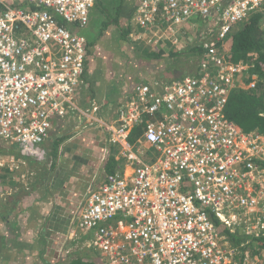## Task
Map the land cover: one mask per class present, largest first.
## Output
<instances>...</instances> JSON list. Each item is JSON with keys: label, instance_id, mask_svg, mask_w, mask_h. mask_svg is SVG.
<instances>
[{"label": "built area", "instance_id": "2783aa9c", "mask_svg": "<svg viewBox=\"0 0 264 264\" xmlns=\"http://www.w3.org/2000/svg\"><path fill=\"white\" fill-rule=\"evenodd\" d=\"M98 1L0 0V142L23 157H43L55 123L78 110L88 46L66 26L86 28ZM253 13L264 17V0H137L138 42L201 45L205 59L195 75L134 84L108 122L86 116L117 163L83 194L70 234L107 264H264L253 242L264 238V134L224 118L230 93L259 82L225 56Z\"/></svg>", "mask_w": 264, "mask_h": 264}, {"label": "rangeland", "instance_id": "374dc122", "mask_svg": "<svg viewBox=\"0 0 264 264\" xmlns=\"http://www.w3.org/2000/svg\"><path fill=\"white\" fill-rule=\"evenodd\" d=\"M93 8L94 12L100 13L98 7ZM110 19L108 17H101L99 20V17L96 18L94 16L91 28L96 29L99 27L103 30L106 26L104 27L101 24L108 23ZM125 29L124 26L119 29L118 25H113L108 28L110 31L100 30V32L102 31L101 34L96 37L95 42L93 41V46L89 47L87 53V71L82 89V99H78L77 101L78 110H70L64 119L55 123L51 132V138L43 146L47 157L46 160L39 161V159L35 160L31 157L24 159L25 161L31 159L29 160L30 163H34V161L44 163L48 158H55L57 152L67 153V156L73 157L72 170L79 173V184L75 186L80 191L87 192L91 183L95 185L104 178L101 173V167L105 162L106 149L108 148L106 142L107 136H105L100 127L98 128L97 124L87 121L86 116L88 114H92L93 111V116L99 121L108 122L114 116L117 108L116 100L120 94L129 91V88L134 84L153 80L166 82L177 79L180 76L195 75L202 71L203 61L199 57L188 54H181L175 59L167 58L165 55L160 56L158 59L148 58L145 52L152 51L149 49L150 47H146L138 42L132 36L131 31H126ZM188 47L190 46L182 50ZM166 50L165 54L174 51ZM70 141H74V143L68 144ZM57 142L58 144L56 145L55 143ZM69 145H72L73 148L66 149L65 147ZM19 155L22 156L16 147L0 142V248L4 247V238L2 237L4 224L7 223L6 221H11L8 218L9 206L7 205L9 194L16 188H18L16 191H20L22 188L29 189L36 178L35 174L31 176V171L26 168L23 173V167L17 166L13 170L9 169L8 165L12 167H15V165L8 160L12 157L15 159ZM74 164L77 165L75 169L73 167ZM34 165H30V167L35 168ZM20 168L22 170L19 173ZM67 170H71V168L67 167L66 163L62 167L61 172L68 173L65 172ZM55 174L57 173H53V175ZM58 179L60 182L62 181V177L59 176ZM67 179L63 176V180L67 181ZM36 193L35 195L38 194L40 196L42 192ZM10 208H12L11 205ZM80 208H77V210L80 211ZM75 209L76 207H73L70 210L71 212L65 213L64 211L62 214L61 207H52L51 210H47L48 214L50 213L48 217H42L40 220L38 218L39 214L32 212L33 218L36 220L32 223L30 229L32 233L30 236L33 234L36 237V225H39V237L37 236L36 241L33 243L35 246L38 245L39 248L43 244L47 246L50 243L49 260L52 262L76 258L89 261L93 257L95 262L100 263L99 259L87 250L88 247L83 243L84 241L79 238L75 240L70 234L71 225L76 221V217L73 214ZM5 216L7 219H3ZM37 220L39 222L36 223L35 221ZM46 246L45 249L48 253H45V256L48 258L49 245L47 248ZM53 252L57 254L55 258L52 256ZM21 253L22 255L15 256L17 258L23 256L24 260H26L29 256L28 254L32 253V250H23ZM102 261L107 264L103 259ZM61 264H66V262Z\"/></svg>", "mask_w": 264, "mask_h": 264}, {"label": "crops", "instance_id": "0c3cea01", "mask_svg": "<svg viewBox=\"0 0 264 264\" xmlns=\"http://www.w3.org/2000/svg\"><path fill=\"white\" fill-rule=\"evenodd\" d=\"M136 4H137V0H99L94 7H98L100 13H98L97 11L94 12L95 10H93L94 9L93 8L92 12H90L91 15H90L89 25L84 29H79L76 27V32L80 35H83L86 38L88 50L90 46L91 47L93 46L96 37H98L102 31L107 32L108 28L112 27L113 25H118L119 29L124 26L126 28L125 29L126 31L129 30V25H128L129 19L133 13ZM94 16L96 18L99 17V20L101 17L103 18L108 17L111 19L108 23L101 24L104 27L106 26L103 30L99 27H97L96 29L98 30H96L93 27L91 28L92 20ZM115 27L117 28V26ZM100 30L102 31L100 32ZM245 91H249V90H245ZM82 92L83 90L80 92L78 97V99L80 100L82 99L81 98L83 94ZM50 138L51 136L49 137V139ZM70 143H74V141L68 142V144ZM43 146L44 145H42L41 148L44 152V156L38 158L39 161L47 159ZM65 148L70 149L73 148V146L69 145L66 146ZM66 154L67 153L57 152L55 158L53 159L48 158V160L44 161V163H36V162L30 163L29 160L31 159L25 161L24 159H27V157H23L20 155L15 159L12 157L8 160L9 162L15 165V167L8 165L9 169L13 170L17 166L23 167V170L22 168H20L19 173L21 172V170L23 173L24 169L26 168L27 170L31 171V176L35 174L36 178L34 183H32L29 189L22 188L20 191H16L18 190V188L16 189L13 188L14 190L11 191L9 197L7 198V201L8 200L11 201L12 196L14 197L16 193H19V195L24 194L22 197L20 196L21 199L20 203L14 210V213L13 212L10 213V205L12 206V204L10 202L7 204L9 206L8 218L11 219V221L14 222V224L18 228L19 237L15 240L13 239L12 232H10V230L7 227V223H9L10 220L6 221L7 223L4 224V231L2 234V237L4 238L3 240L4 247L0 248V264H40L41 257H46L45 253H48L47 250H45V252H43V254L41 255L39 253L43 248H45L46 245H41V247L39 248L38 245L35 246L33 243L37 239L39 232V225H36L37 226L36 237L33 234L30 236V234L32 233L30 230L32 227V223H34V220H36L33 218L34 215L32 214V212L38 213L39 214L38 218L40 220L42 217H48L50 213L48 214L47 210L48 209L51 210L52 207L53 208L61 207L62 214L64 213V211L65 213L71 212L70 210L73 207H76L77 209V206L80 200H82V196L85 192L80 191V189H78V187L75 186L76 184H79V178H80L79 173L74 172V170H72L73 157L67 156ZM66 163H67V167H70L71 170L65 171L68 173L61 172L62 167ZM30 165H34L35 168H31ZM76 166L77 165L74 164L73 166L74 169L76 168ZM55 172L57 174L53 175V173ZM59 176L62 177L61 182L59 181V179L61 178L58 179ZM63 176L66 177V179L68 177L67 181L63 180ZM36 181L37 183H35ZM36 192L37 193L42 192V193L40 194V196H38ZM35 193L37 195H35ZM3 219H7L6 216L5 218L3 217ZM18 219L21 220L22 222L19 221ZM35 222L37 223L39 221L37 220ZM23 250H32V253L28 254L29 256L26 260H24L23 256H21V258H17L18 255H22L21 251ZM15 255H17V257ZM47 255L48 258H50V250H49V254ZM52 256L55 258L57 254L53 252Z\"/></svg>", "mask_w": 264, "mask_h": 264}, {"label": "trees", "instance_id": "16d2710c", "mask_svg": "<svg viewBox=\"0 0 264 264\" xmlns=\"http://www.w3.org/2000/svg\"><path fill=\"white\" fill-rule=\"evenodd\" d=\"M1 11L2 7L0 6V12ZM66 28L73 33H77L75 26L67 25ZM225 46L228 51L225 56L229 61L234 63L241 61L247 67L248 76L245 77V81H248L250 76L256 75L259 78V82L253 90L245 91L242 89H234L230 93L224 110V118L245 132L258 131L264 134V116H262L264 115V17L259 13H253L243 24L237 26L232 31ZM149 49L152 51L145 52L148 58L158 59L160 56L165 55L167 58L175 59L181 54H188L199 57L202 61L205 59V49L201 45H192L185 50L171 51L172 53L167 54H165L167 50L164 48ZM55 144L57 145L58 142ZM116 163L113 153H111L105 159V162L101 167L102 175L106 177L109 174H112ZM23 195L24 194L19 195V193H16L14 197L12 196L11 201H7V204L9 202L12 204L10 213H14V210L20 203V196L22 197ZM215 224L218 225L216 222ZM7 227L10 232H12L13 239H17L19 237L18 228L14 222L9 221ZM229 238L234 241V245L244 241L243 238ZM253 242L254 244L256 243L257 245L262 246L264 244V238L253 239ZM48 245L50 250V243ZM249 248L252 249V245ZM45 250L46 249L43 248L39 252L40 255L43 254ZM87 250H89L93 256L97 257L100 263L95 262L93 257L89 261H83L81 258L66 261L64 260L66 259L64 257V261L57 260L58 262H52L49 258L41 257L40 264H61L64 262H66V264H105L102 261L103 258H100L101 256L99 257L96 251L91 248H87ZM103 260L107 263L105 259Z\"/></svg>", "mask_w": 264, "mask_h": 264}, {"label": "clouds", "instance_id": "9594fccd", "mask_svg": "<svg viewBox=\"0 0 264 264\" xmlns=\"http://www.w3.org/2000/svg\"><path fill=\"white\" fill-rule=\"evenodd\" d=\"M50 136H51V135H50ZM50 136H49V137H50ZM48 139H49V138H48ZM48 139H47V140H48ZM47 140H46V141H47Z\"/></svg>", "mask_w": 264, "mask_h": 264}]
</instances>
